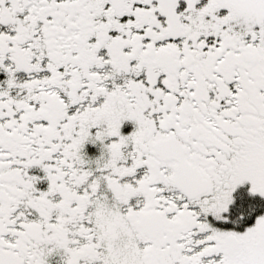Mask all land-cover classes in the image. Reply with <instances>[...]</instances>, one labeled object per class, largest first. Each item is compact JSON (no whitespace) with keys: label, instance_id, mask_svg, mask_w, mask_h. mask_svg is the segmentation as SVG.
<instances>
[{"label":"snow or ice","instance_id":"6c2138e0","mask_svg":"<svg viewBox=\"0 0 264 264\" xmlns=\"http://www.w3.org/2000/svg\"><path fill=\"white\" fill-rule=\"evenodd\" d=\"M0 264H264V0H0Z\"/></svg>","mask_w":264,"mask_h":264}]
</instances>
